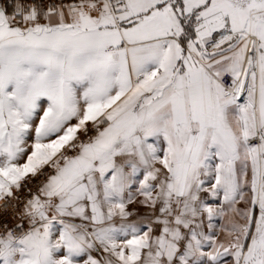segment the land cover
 <instances>
[{
  "label": "snow or ice",
  "instance_id": "snow-or-ice-1",
  "mask_svg": "<svg viewBox=\"0 0 264 264\" xmlns=\"http://www.w3.org/2000/svg\"><path fill=\"white\" fill-rule=\"evenodd\" d=\"M0 264H264V0H0Z\"/></svg>",
  "mask_w": 264,
  "mask_h": 264
}]
</instances>
